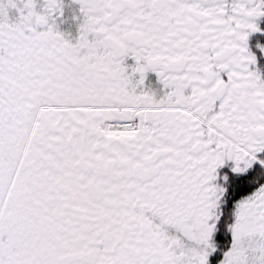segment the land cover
<instances>
[{
	"label": "snow or ice",
	"instance_id": "obj_1",
	"mask_svg": "<svg viewBox=\"0 0 264 264\" xmlns=\"http://www.w3.org/2000/svg\"><path fill=\"white\" fill-rule=\"evenodd\" d=\"M0 264H264V0H0Z\"/></svg>",
	"mask_w": 264,
	"mask_h": 264
}]
</instances>
